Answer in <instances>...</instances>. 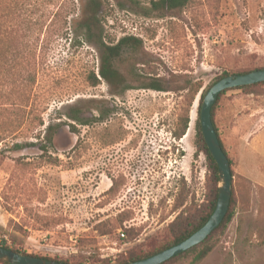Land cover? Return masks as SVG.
I'll return each instance as SVG.
<instances>
[{
	"label": "rangeland",
	"instance_id": "374dc122",
	"mask_svg": "<svg viewBox=\"0 0 264 264\" xmlns=\"http://www.w3.org/2000/svg\"><path fill=\"white\" fill-rule=\"evenodd\" d=\"M63 1L73 6L0 0V53L9 51L0 54V243L63 261L116 264L171 240L170 224L181 211L200 209L213 191L195 146L199 98L191 107L187 91L141 86L149 77L173 86V76H182L206 88L225 72L264 67V0H190L161 19L109 11L108 44L142 41L124 47L115 62L125 75L135 64L137 77L127 79L133 89L123 94L103 80L90 84L92 73L99 77L100 51L73 40L79 9L63 14L66 25L55 21ZM70 107L90 121L77 125V134ZM216 125L232 163L236 205L199 264H264V87L229 91ZM49 126L52 144L44 140ZM106 221L115 229L102 236L97 226ZM171 264H194L193 254Z\"/></svg>",
	"mask_w": 264,
	"mask_h": 264
},
{
	"label": "trees",
	"instance_id": "16d2710c",
	"mask_svg": "<svg viewBox=\"0 0 264 264\" xmlns=\"http://www.w3.org/2000/svg\"><path fill=\"white\" fill-rule=\"evenodd\" d=\"M12 1L13 3H15L17 0H12ZM111 3H113V5ZM77 4L79 6L75 5L73 0V6L67 8L68 7L67 3L63 1L59 6L58 12L54 16L55 21L58 22V20H61L63 18V24L66 25L68 23L67 18L66 16H63V14L64 13L68 14L69 9H71L72 12L73 11L76 12L79 9V14L77 15L76 20H74L73 40L78 41L79 44H88L90 46H95L100 51L99 77H97L95 73H92L89 77L90 84L93 87H97L100 84L101 80H103L111 86L113 91L118 90L116 93L123 94L124 92L133 89L131 88V86L128 85L127 79L128 77L130 78L137 77V74L135 73L136 70H134L133 68L135 64H131L130 69L127 68V72L125 75L124 73L121 72V70L118 67H116L115 62L120 59L124 47L126 46H133L136 48L142 47V41L136 37L131 36V37L122 38L117 43L108 44L105 41L104 22L107 19L109 11H112V9L116 8L117 10H121V11L125 10L133 14L144 16L147 18L155 17L161 19L166 17L167 15H174L175 13L182 12L184 9H186L189 6L190 0H77ZM4 11H5L4 3L2 4V2H0V12H4ZM23 49L24 48L20 47L19 50H17L16 54H22ZM8 52L9 51L7 50V48H5L0 54H9ZM261 69H264V67H259L251 70L249 69L241 72H225L222 76L216 78L206 88H204L201 82H196L194 80H190L182 76H173V81H172L173 86H170V80L167 81L166 79L152 78V77L151 78L149 77L148 78L149 80L145 84H143V86H141V89L153 90L164 93L172 90L176 92L187 91L191 107L195 103L196 99L199 98L198 116L195 121V130H196L195 146L197 149V153L204 155L206 159L208 171L210 173V179L213 185V191L210 192V196L207 203L203 204L200 207V209H196L194 212L189 213L186 216H185V212L183 210L181 211V213L178 215L175 221L170 224L169 229L171 234V240H169L162 246H159L157 249L153 251H149L143 254L131 253L130 256H128L126 259L120 260L116 264H128L152 257L188 239L191 235H193L195 232H197L207 223L210 216L214 212L216 206L217 195H218L217 185L219 179H218L217 164L215 163L213 157L211 156L201 132L200 108L203 99L207 94V92L210 90V88L222 78L231 75H244ZM35 81H36L35 75L33 73H29L26 77V83H27L26 85L32 86L35 84ZM258 87H264V83H260L252 86L238 87L235 89L223 91L218 96L216 103L212 108L211 120L215 128L216 134L218 136V139L220 141L221 147L227 157L228 154L223 146L216 125V114L219 107V103L221 99L231 90H240L245 92L250 89L258 88ZM69 110H70V114H68L67 117L70 121L69 126L72 133L74 134L78 133L77 125L83 127L90 125V121L81 115V112L80 110H78L77 107H70ZM103 119H104L103 116H99L95 120L96 122L101 123L103 122ZM189 124H190V118L188 116L184 122L183 132L181 134H176V136L180 138L183 135H185L189 127ZM40 126H44V123L41 122ZM53 134H54L53 126H49L46 130V134L44 138L46 144L47 143L52 144ZM43 151L45 154H47L46 147L44 148ZM229 161H230V165H232L230 159ZM181 202H184V200H182ZM235 205L236 202L234 197V189L232 188V197H231L229 211L223 223L202 244L173 258L172 260H169L168 262H165L164 264H171L177 261L178 259L185 257L189 254H193L194 264H199L202 261H204L213 251V246L210 244L212 238L219 232L223 231L233 219L235 213ZM183 206L184 203H178L176 204L175 209L180 210ZM118 222H119L118 227L122 228L125 220H121ZM109 227L114 228L113 225H110L109 221H106L99 224L97 226V230L98 231L100 230L99 232L101 233L102 236H104L112 233V232L111 233L106 232L109 231L108 230ZM125 230L127 233L126 238L129 239L131 237V234L134 232V230L132 228ZM0 247H3L8 250H12L21 255H29L37 258H43L46 260H52L66 264H84L82 262H69L58 259H52L48 257L37 256L34 254H28L26 252L21 251L17 247L9 246L6 242L0 243ZM0 264H7V263L0 261ZM103 264H110V263L104 262Z\"/></svg>",
	"mask_w": 264,
	"mask_h": 264
},
{
	"label": "water",
	"instance_id": "95a60500",
	"mask_svg": "<svg viewBox=\"0 0 264 264\" xmlns=\"http://www.w3.org/2000/svg\"><path fill=\"white\" fill-rule=\"evenodd\" d=\"M264 83V69L244 75L224 77L214 84L205 95L200 108V123L203 139L218 167V195L214 212L207 223L183 242L152 257L128 264H164L169 260L202 244L224 221L232 197V171L211 120V111L218 96L226 90ZM0 261L7 264H66L29 255H21L0 247Z\"/></svg>",
	"mask_w": 264,
	"mask_h": 264
},
{
	"label": "built area",
	"instance_id": "2783aa9c",
	"mask_svg": "<svg viewBox=\"0 0 264 264\" xmlns=\"http://www.w3.org/2000/svg\"><path fill=\"white\" fill-rule=\"evenodd\" d=\"M123 237L125 236V235H122Z\"/></svg>",
	"mask_w": 264,
	"mask_h": 264
}]
</instances>
